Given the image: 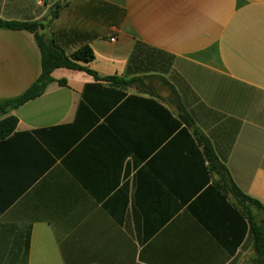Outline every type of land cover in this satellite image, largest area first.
<instances>
[{
    "label": "crops",
    "instance_id": "obj_1",
    "mask_svg": "<svg viewBox=\"0 0 264 264\" xmlns=\"http://www.w3.org/2000/svg\"><path fill=\"white\" fill-rule=\"evenodd\" d=\"M0 18L40 21L67 55L92 50L79 64L130 81L59 68L7 115L0 264H254L235 200L174 130V91L264 205V0H0ZM40 74L34 35L0 30V99Z\"/></svg>",
    "mask_w": 264,
    "mask_h": 264
},
{
    "label": "trees",
    "instance_id": "obj_2",
    "mask_svg": "<svg viewBox=\"0 0 264 264\" xmlns=\"http://www.w3.org/2000/svg\"><path fill=\"white\" fill-rule=\"evenodd\" d=\"M58 12L57 10L52 13L51 20L57 18ZM42 26L44 27V24L40 21H6L0 18V30L27 31L33 34L41 53V74L38 79L23 94L14 98L0 99V139L10 136L15 131L18 123L16 117L7 115L42 96L47 86L54 82L52 74L56 69L66 68L83 71L93 76L97 81L120 87H127L130 84V81L119 77H100L96 72L79 64V62L89 63L94 59L92 50L89 47H84L69 56L57 45L55 40L41 31ZM58 82L62 86L66 84L64 80ZM131 82H134V80ZM174 93L179 101L176 103L177 118H173L174 130L185 134L191 139L192 143L196 142L198 146L202 147L209 172L217 176V187L224 192V197L227 198L230 195L236 202L234 213L238 216L243 227L241 238L248 233L252 241L255 253L253 263L264 264V205L247 196L237 187L228 170L219 160L211 141L196 125L192 116L180 102L177 93L175 91ZM153 107H157L162 112L166 111L155 103H153ZM167 113L171 117V114Z\"/></svg>",
    "mask_w": 264,
    "mask_h": 264
},
{
    "label": "water",
    "instance_id": "obj_3",
    "mask_svg": "<svg viewBox=\"0 0 264 264\" xmlns=\"http://www.w3.org/2000/svg\"><path fill=\"white\" fill-rule=\"evenodd\" d=\"M43 29H44V27L42 26V27H41V30H43Z\"/></svg>",
    "mask_w": 264,
    "mask_h": 264
},
{
    "label": "built area",
    "instance_id": "obj_4",
    "mask_svg": "<svg viewBox=\"0 0 264 264\" xmlns=\"http://www.w3.org/2000/svg\"><path fill=\"white\" fill-rule=\"evenodd\" d=\"M112 41H114V39H112Z\"/></svg>",
    "mask_w": 264,
    "mask_h": 264
}]
</instances>
